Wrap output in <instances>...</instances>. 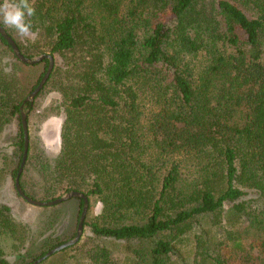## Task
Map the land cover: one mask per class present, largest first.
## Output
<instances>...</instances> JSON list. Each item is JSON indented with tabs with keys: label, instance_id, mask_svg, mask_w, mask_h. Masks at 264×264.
Instances as JSON below:
<instances>
[{
	"label": "trees",
	"instance_id": "obj_1",
	"mask_svg": "<svg viewBox=\"0 0 264 264\" xmlns=\"http://www.w3.org/2000/svg\"><path fill=\"white\" fill-rule=\"evenodd\" d=\"M29 2L34 38L1 24L23 55L55 65L29 100L50 61L24 63L0 33V143L15 131L12 151L0 146V186L8 154L14 177L22 164L25 111L23 191L90 202L84 237L61 253L90 252L87 264L115 251L120 264H264V0ZM52 116L63 118L54 153L41 135ZM73 199L60 233L66 207H44L31 234L0 204V238L12 240L0 264H31L75 237L84 200Z\"/></svg>",
	"mask_w": 264,
	"mask_h": 264
},
{
	"label": "rangeland",
	"instance_id": "obj_2",
	"mask_svg": "<svg viewBox=\"0 0 264 264\" xmlns=\"http://www.w3.org/2000/svg\"><path fill=\"white\" fill-rule=\"evenodd\" d=\"M24 74H26V72H24ZM48 96L50 99V96H52V95L49 94ZM62 120H63L62 117L52 116L51 118L45 120L42 124L41 135L44 139L46 146L48 147V149L52 153L56 152L60 147V143H61L60 127L62 124ZM12 131H13V133H12ZM14 133H15V131H14V128L12 127V129H10L7 132V134L9 136L4 137L2 143H0V146L6 147L9 151H12V148L9 146L11 145V137ZM0 155H2V152H0ZM8 155H9L7 157L8 164H7L6 168H4V171H2L4 178L2 179V185L0 186V204L10 205L12 208L13 217L15 219H17L18 222L25 224L27 226V229H29V230L31 229V234L32 233L35 234L40 229V226H38L39 221H42L43 218L45 219V216L42 213L45 210V208L40 207V206H35V205L29 203L25 198H23L17 192L16 185H15L16 177H14L12 174V168L14 167V162H13L14 158H13V156H11L12 152H10ZM0 166L3 167V163H2L1 158H0ZM71 201H77V200L72 198V199H69V200L63 202L65 204L61 205V203H60V204H58V206H56V207L61 206L60 208L66 207L64 209L67 210L65 212V214H62V216H61L63 223L58 228V233L61 232V230L64 228V226L66 224H68L70 221L72 223V221H73V216L71 214V213H73V210L71 211L68 208V207H70V205H73ZM45 207H47V206H45ZM48 207H50V206H48ZM96 209H98V207ZM87 214H88V212H87ZM61 219H59V220H61ZM222 222H223L222 224H225V226H227V227L231 226V223L228 224L226 217L222 218ZM236 223L237 224L234 226L238 227L240 229H242L245 226V223L242 225L237 221H236ZM206 227L208 228V225ZM196 231H197V229L194 228L193 232L190 234V239L188 238L189 241H188L187 248L190 245H192L193 236H194L193 233H195ZM198 231H199V229H198ZM223 231H224V229H222V228H216V233H218V235L219 234L223 235L224 234ZM82 237H84V231H83ZM242 241H243L246 248H250V242L246 237H243ZM95 245H97V244L93 243V247ZM26 246L27 247H25L24 250H28L31 247H33L34 245L26 244ZM0 247L5 250L7 255H9V252L12 249L11 238L7 235H5V237L0 238ZM103 248H104V245L100 244L99 250L101 251ZM118 252L119 251H115V253L112 255V260L109 261L110 262L109 264H120L121 255ZM254 253L257 254L258 252L255 251ZM90 255H91L90 252L83 255L79 252V250H76V249L70 250V251L65 252V253H61V251H59V252H56L55 254L51 255L50 257H48L47 258L48 261L46 262V264H55L57 261H59L61 259V257L64 258V260L66 261L67 264H87L88 262H90V259H89ZM14 257H15V255L10 256L9 258H12V261H13Z\"/></svg>",
	"mask_w": 264,
	"mask_h": 264
},
{
	"label": "water",
	"instance_id": "obj_3",
	"mask_svg": "<svg viewBox=\"0 0 264 264\" xmlns=\"http://www.w3.org/2000/svg\"><path fill=\"white\" fill-rule=\"evenodd\" d=\"M0 33L3 35V37H5V39L8 41V43L11 45L15 55L24 63L33 65V64L39 63L40 61H42L45 58H48L50 61L49 66L47 68V71L44 74L43 78L41 79V81L39 82L37 87L34 89V91L28 97L29 100L33 101L35 99V97L38 95V93L41 91V89L44 87L47 80L49 79V77H50V75L54 69L55 58L51 54H42V55H38L35 57H27L21 53V51H20L17 43L15 42V40L8 34L7 30L5 29V27L1 23H0ZM22 123H23L24 134H25V151H24V156H23V161H22L21 167L19 169L18 175H17L16 180H15V185H16L18 193L23 198H25L29 203H31L35 206H40V207L54 206V205L63 203V202H65L69 199H72V198H82L84 200V206H83V210L81 213L80 220L78 222L77 232H76L75 237H73L69 241H66V242L56 246L55 248L49 250L46 254H44L43 256L39 257L38 259H36L35 261H33L31 263V264H40L45 259H47L51 255L55 254L56 252L62 251V250L66 249L70 246H73L80 241L82 234H83V231H84V223H85V219L87 216V212L89 209L90 202H89L87 195L82 193V192H79V191H70V192L64 194L63 196L56 198V199H53V200H50V201H41V200L33 199V198L29 197L23 191V189L21 187V183H20V177H21V173L23 171V167L25 165L27 155H28V150H29V130H28L27 113L25 111L22 112Z\"/></svg>",
	"mask_w": 264,
	"mask_h": 264
},
{
	"label": "clouds",
	"instance_id": "obj_4",
	"mask_svg": "<svg viewBox=\"0 0 264 264\" xmlns=\"http://www.w3.org/2000/svg\"><path fill=\"white\" fill-rule=\"evenodd\" d=\"M35 7L29 0H3L0 3V23L9 26L24 38L32 39L36 36L33 22Z\"/></svg>",
	"mask_w": 264,
	"mask_h": 264
}]
</instances>
